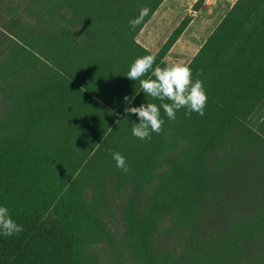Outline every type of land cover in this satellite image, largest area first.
I'll list each match as a JSON object with an SVG mask.
<instances>
[{
  "label": "trees",
  "instance_id": "1",
  "mask_svg": "<svg viewBox=\"0 0 264 264\" xmlns=\"http://www.w3.org/2000/svg\"><path fill=\"white\" fill-rule=\"evenodd\" d=\"M162 1L0 0V206L23 226L0 264H264V0H236L188 63L204 115L161 108L140 140L124 97L161 102L126 74L168 65L185 27L137 42Z\"/></svg>",
  "mask_w": 264,
  "mask_h": 264
},
{
  "label": "clouds",
  "instance_id": "2",
  "mask_svg": "<svg viewBox=\"0 0 264 264\" xmlns=\"http://www.w3.org/2000/svg\"><path fill=\"white\" fill-rule=\"evenodd\" d=\"M150 9L144 7L140 10L139 16L130 20V28L134 31L144 18L149 15ZM156 57L145 55L136 58L128 70L126 77L132 81H139L140 88L145 96L156 103L141 104L139 107L128 106L129 98L124 97V113L135 115L138 123H134L131 129L132 136L140 140L150 139L151 133H161L164 120L161 118V108L169 120L176 119V112L186 109L185 115L191 117L192 113L204 115L207 104V94L203 81L193 80V73L190 66L186 64H168L164 67L155 66ZM149 72L154 78L143 79ZM112 158L116 162L117 168L127 172L129 170L126 158L119 152H111ZM23 231V226L17 224L10 216L9 209L0 206V235L10 237Z\"/></svg>",
  "mask_w": 264,
  "mask_h": 264
},
{
  "label": "rangeland",
  "instance_id": "3",
  "mask_svg": "<svg viewBox=\"0 0 264 264\" xmlns=\"http://www.w3.org/2000/svg\"><path fill=\"white\" fill-rule=\"evenodd\" d=\"M192 1L170 0L167 6H159L139 32L137 42L148 51L157 53L184 22L183 32L164 60L168 64L188 65L235 0H210L208 4L195 7L189 6Z\"/></svg>",
  "mask_w": 264,
  "mask_h": 264
},
{
  "label": "crops",
  "instance_id": "4",
  "mask_svg": "<svg viewBox=\"0 0 264 264\" xmlns=\"http://www.w3.org/2000/svg\"><path fill=\"white\" fill-rule=\"evenodd\" d=\"M198 1L199 0H193L191 2V4H189V6H200V4H204V3L208 4L210 0H203L201 3H199ZM169 2H170V0H163L159 6H167ZM235 2H236V0L232 3L231 6H233Z\"/></svg>",
  "mask_w": 264,
  "mask_h": 264
}]
</instances>
